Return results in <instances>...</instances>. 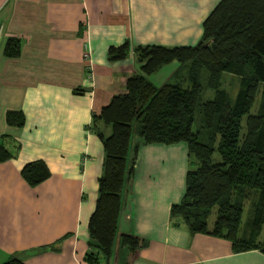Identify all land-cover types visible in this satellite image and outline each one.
Returning <instances> with one entry per match:
<instances>
[{
	"label": "crops",
	"instance_id": "obj_1",
	"mask_svg": "<svg viewBox=\"0 0 264 264\" xmlns=\"http://www.w3.org/2000/svg\"><path fill=\"white\" fill-rule=\"evenodd\" d=\"M218 0H0V264H87V221L94 207L102 146L90 124L125 79L139 73L130 53L109 61L107 49L195 43ZM18 52L4 53L7 39ZM84 45L89 58L82 59ZM171 62L150 74L160 84ZM19 112L11 125L8 113ZM107 135L109 127L97 123ZM41 160L48 176L29 185L22 166ZM186 145L141 144L122 193L117 233L142 240L133 254L115 244L99 264H264L258 249L234 252L224 238L189 233L170 218L183 193ZM37 252L33 249L42 248Z\"/></svg>",
	"mask_w": 264,
	"mask_h": 264
},
{
	"label": "trees",
	"instance_id": "obj_2",
	"mask_svg": "<svg viewBox=\"0 0 264 264\" xmlns=\"http://www.w3.org/2000/svg\"><path fill=\"white\" fill-rule=\"evenodd\" d=\"M200 26L193 44L132 47L124 40L107 49L109 61L132 53L140 72L129 75L124 92L112 95L87 125L103 152L87 221V264L108 262L115 244L129 254L141 246L137 236L117 233V219L138 148L151 143L186 145L183 193L169 208L176 225L191 234L224 238L234 252L264 253V0H218ZM18 42L7 39L4 53L15 55ZM171 62L176 68L167 80L155 84L148 79ZM225 73L238 79L233 98L221 87ZM205 89L212 91L210 99H202ZM257 93L260 99L251 112ZM6 120L19 124V112H9ZM98 122L109 127L107 135L98 130ZM10 156L0 144V160ZM48 173L41 160L20 169L31 186ZM245 207L249 217L244 223ZM1 264L25 263L13 254Z\"/></svg>",
	"mask_w": 264,
	"mask_h": 264
},
{
	"label": "rangeland",
	"instance_id": "obj_3",
	"mask_svg": "<svg viewBox=\"0 0 264 264\" xmlns=\"http://www.w3.org/2000/svg\"><path fill=\"white\" fill-rule=\"evenodd\" d=\"M181 71H179V74H182V72L180 73ZM171 80H174L171 79ZM238 79L235 75L233 74H230V73H225L222 75L221 77V87L224 88L227 92V94L233 98V96L235 95V92L237 90V87H238ZM212 97V91L209 90V89H205L202 93V99H210ZM260 97H259V94L257 93L256 96H255V100H254V103L251 107V112H254L256 107H257V104H258V101H259ZM215 156V155H214ZM249 215H248V212H247V207L244 208V211H243V215H242V221L245 223V219L248 218ZM212 217L210 216V219ZM242 225V227H244L243 229H248L247 228V225L244 224ZM246 226V228H245Z\"/></svg>",
	"mask_w": 264,
	"mask_h": 264
},
{
	"label": "built area",
	"instance_id": "obj_4",
	"mask_svg": "<svg viewBox=\"0 0 264 264\" xmlns=\"http://www.w3.org/2000/svg\"><path fill=\"white\" fill-rule=\"evenodd\" d=\"M81 55H82V59H84V60L89 58V48L87 47V45H84V48H83Z\"/></svg>",
	"mask_w": 264,
	"mask_h": 264
}]
</instances>
